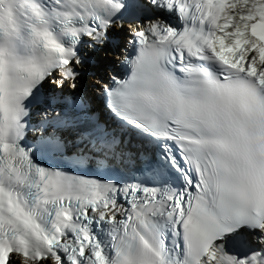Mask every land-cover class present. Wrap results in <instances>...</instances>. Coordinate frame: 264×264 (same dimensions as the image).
<instances>
[{
  "label": "snow or ice",
  "instance_id": "1",
  "mask_svg": "<svg viewBox=\"0 0 264 264\" xmlns=\"http://www.w3.org/2000/svg\"><path fill=\"white\" fill-rule=\"evenodd\" d=\"M0 264H264V0H0Z\"/></svg>",
  "mask_w": 264,
  "mask_h": 264
},
{
  "label": "bare ground",
  "instance_id": "2",
  "mask_svg": "<svg viewBox=\"0 0 264 264\" xmlns=\"http://www.w3.org/2000/svg\"><path fill=\"white\" fill-rule=\"evenodd\" d=\"M98 59H100V60H103V53H100L99 54V57H98ZM95 68V67H94ZM96 69H94V70H92V71H95ZM100 73H97V75H99ZM91 79H92V77H90L89 78V83L91 82ZM90 90V89H89Z\"/></svg>",
  "mask_w": 264,
  "mask_h": 264
}]
</instances>
